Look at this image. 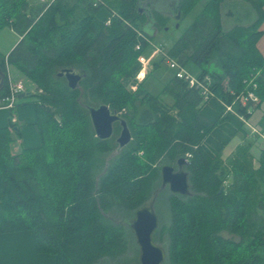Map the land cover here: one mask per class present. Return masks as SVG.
Segmentation results:
<instances>
[{"label":"trees","instance_id":"trees-1","mask_svg":"<svg viewBox=\"0 0 264 264\" xmlns=\"http://www.w3.org/2000/svg\"><path fill=\"white\" fill-rule=\"evenodd\" d=\"M200 1L177 0L173 16L180 10V19L186 17ZM224 1L204 0L179 37L168 47L161 43V57L138 80L140 55L149 54L155 31L171 19L167 1L0 0V27L19 34L7 54L0 50L6 72L0 97L8 93L13 64L35 84L27 95L41 139L18 149L20 130L15 105L10 107V124L0 127V233L34 230L38 251L56 255L57 264L130 261L136 209L149 203L162 165L184 155L191 193L168 192L169 222L155 231L167 243L165 263L264 264V111L250 120L264 101V55L258 47L264 0H247L256 18L229 28L222 20ZM168 57L202 80L209 75L208 98L176 74ZM67 66L85 72L78 88L58 75ZM164 69L172 73L153 94L144 82ZM248 91L259 100L236 99ZM212 98L235 100L245 120H232L225 104L226 112L208 119L202 108ZM100 103L121 111L132 131L131 141L109 161L116 137H97L85 106ZM230 119L242 142L224 157L206 139ZM119 128L115 124L114 132Z\"/></svg>","mask_w":264,"mask_h":264},{"label":"water","instance_id":"water-1","mask_svg":"<svg viewBox=\"0 0 264 264\" xmlns=\"http://www.w3.org/2000/svg\"><path fill=\"white\" fill-rule=\"evenodd\" d=\"M166 9L174 13L177 6V0L167 2ZM181 11L178 10L175 18L180 19ZM179 22L176 26H179ZM167 28V27H166ZM58 75L65 77L68 86L72 89L80 86L81 79L85 72L76 66L63 67L58 71ZM6 72L0 67V90L4 84ZM27 92H21L26 94ZM29 93V92H28ZM89 111L91 122L95 135L101 139L110 138L114 135L115 123L121 126L119 134L115 140L117 146L112 155L121 151L132 139V131L127 119L121 111L112 109L107 103L98 105L85 104ZM17 128V126H15ZM188 158L180 156L177 160V168L173 164L165 163L161 167V182L154 190L149 203L136 209L134 217L130 221L131 229L135 235L136 242L139 245V261H124L121 264H163L167 258V249L154 239V232L159 226L160 218L156 209V201L159 193L168 186L171 192L180 194H190L191 184L189 173L186 169ZM223 188V187H222ZM221 188V189H222Z\"/></svg>","mask_w":264,"mask_h":264},{"label":"crops","instance_id":"crops-1","mask_svg":"<svg viewBox=\"0 0 264 264\" xmlns=\"http://www.w3.org/2000/svg\"><path fill=\"white\" fill-rule=\"evenodd\" d=\"M262 27L264 28V24ZM18 39L19 36L17 41ZM258 47L264 55V34L258 41ZM28 97L27 93L25 95L20 93L15 101L13 120L16 122V129L20 130V137L17 140L18 148L37 146L41 140L35 124L36 108L34 103L27 99ZM223 107V101L212 98L203 106L202 112L208 119L215 120L224 113ZM226 113L231 115V119L237 120L236 123L239 120L243 121L233 111ZM10 117V107L0 105V127L9 125ZM231 119L217 126L206 139L207 145L220 151L224 157L230 156L236 145L242 142L240 131ZM0 264H57V258L54 254L38 251L34 230L24 229L0 233Z\"/></svg>","mask_w":264,"mask_h":264},{"label":"rangeland","instance_id":"rangeland-1","mask_svg":"<svg viewBox=\"0 0 264 264\" xmlns=\"http://www.w3.org/2000/svg\"><path fill=\"white\" fill-rule=\"evenodd\" d=\"M36 4L44 3V0H33ZM204 0H201L194 9L188 14L186 17L180 19V25L176 26L177 20L173 16L174 13H171L170 11H166L167 13L171 14V19L169 20L168 26H166V29L156 30V34L154 37V40L152 42L151 47L149 48V54L143 55L145 57H149V63L152 62L153 59L161 57V54L163 50L171 45L182 33V31L189 25V23L192 21L193 17L200 11L202 8ZM221 12H222V18L223 23L225 27H231L235 24H249L251 23L257 16V13L252 6V4L247 0H225L221 5ZM19 34L10 26H3L0 27V50L3 53L9 52L14 45L17 43V38ZM161 43H165V48L162 46ZM9 74L12 76V78L16 80H23L24 85L26 88V92H32L36 90L34 82L24 73L19 71L17 67L13 64L8 65ZM148 69V67H147ZM161 70V69H160ZM142 71V70H141ZM140 72V71H139ZM147 70H143L140 74V79L136 76L138 80H141L145 77ZM172 71L164 69L163 73L162 71L155 70L147 77V79L144 82V86L153 94H158L164 87L167 79L171 75ZM138 75V74H137ZM142 76V77H141ZM129 88H135V84H129ZM162 96H165L167 100H171L168 95L163 94ZM27 99H31L29 96ZM226 110V107H225ZM264 111V101L261 103V105L255 109L252 113V116L250 118L251 121L255 122L257 119H259L261 113ZM236 114V113H235ZM238 115V114H237ZM117 126H119V130L114 132V136L116 137L121 129V126L119 123H116ZM256 127V126H255ZM18 149H21L20 147ZM258 151V146L255 147V152ZM113 152V151H112ZM112 152H109L106 154V159L109 161V158L113 157ZM161 182V181H160ZM160 185V184H159ZM164 191V193H163ZM162 194L160 197H157L156 202V209L159 214L160 227L161 223H168L169 222V207L167 204V194L170 192L169 188H164L162 191ZM157 230V229H156ZM154 239L161 243L166 249H167V243L166 240L163 239L161 241H158L157 237L155 236L154 232ZM136 243V242H135ZM139 245L136 243V247L131 252V260L133 262L139 261ZM163 264H166L165 262Z\"/></svg>","mask_w":264,"mask_h":264},{"label":"built area","instance_id":"built-area-1","mask_svg":"<svg viewBox=\"0 0 264 264\" xmlns=\"http://www.w3.org/2000/svg\"><path fill=\"white\" fill-rule=\"evenodd\" d=\"M44 1H48V0H44ZM139 60L142 62V68L141 70H147V66L149 64V57H145L143 55H140ZM167 62L169 64V66L171 68H173L176 72V74L179 77L185 78L188 81V84L190 86H198L200 88H202V92L205 94L206 98H208L209 96V89L207 86V82L209 80V75L204 77V80L198 78L195 74H193L191 71H189L187 68H185L182 64H180L178 62L177 59L172 58V57H168L167 58ZM138 73L137 77L140 79V74L141 71ZM142 77V76H141ZM8 78H9V89H8V93L2 97H0V105L1 106H7V107H13L15 105V101L18 97V95L21 92H25L26 88L24 85V81L23 80H14L12 78V76L9 74V70H8ZM136 87V86H135ZM239 96H241L245 101H253L256 102L259 100L258 95L253 92V91H248L247 93H242L241 95H238L236 97V99L239 98ZM226 106V111H233L236 114H238L243 120H245L244 116L241 115L240 113H238L235 109V100L233 103H224ZM253 127V126H252ZM252 130L254 132H259L258 129L256 127H253Z\"/></svg>","mask_w":264,"mask_h":264},{"label":"flooded vegetation","instance_id":"flooded-vegetation-1","mask_svg":"<svg viewBox=\"0 0 264 264\" xmlns=\"http://www.w3.org/2000/svg\"><path fill=\"white\" fill-rule=\"evenodd\" d=\"M164 1H167V2H169V3L171 2V0H164ZM115 124H116V123H115ZM173 165H174L176 168L178 167V166H177V162H176V163H174ZM165 188H169V187H168V186H166ZM169 190H170V189H169ZM170 192H171V191H170Z\"/></svg>","mask_w":264,"mask_h":264}]
</instances>
